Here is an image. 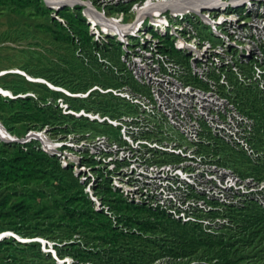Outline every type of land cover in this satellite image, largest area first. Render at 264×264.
I'll use <instances>...</instances> for the list:
<instances>
[{"label": "built area", "instance_id": "obj_1", "mask_svg": "<svg viewBox=\"0 0 264 264\" xmlns=\"http://www.w3.org/2000/svg\"><path fill=\"white\" fill-rule=\"evenodd\" d=\"M103 2L104 9H99L94 0H86L82 12L95 41L120 42L125 68L114 69L121 84H95L74 92L47 79L43 82L71 97L87 98L96 90L112 93L135 110L113 116L75 109L65 97H50L49 102L65 113L111 128L57 134L43 127L12 136L13 140H39L41 148L86 184L97 208L104 205L95 188L104 180L131 203L165 211L184 223H200L211 232L229 223L224 214L228 206L242 207L251 200L264 206V178L241 175L220 163L218 155L203 150L204 144L221 139L252 157L258 155L251 143L254 120L235 102L232 77L264 96V0ZM129 3L128 10L113 15L107 10ZM96 12L120 24L137 25L124 34L113 33L91 17ZM131 12L137 16L127 21ZM101 31L109 38L98 37ZM98 54L102 63L112 64ZM127 73L135 86L124 76Z\"/></svg>", "mask_w": 264, "mask_h": 264}, {"label": "trees", "instance_id": "obj_2", "mask_svg": "<svg viewBox=\"0 0 264 264\" xmlns=\"http://www.w3.org/2000/svg\"><path fill=\"white\" fill-rule=\"evenodd\" d=\"M0 5L19 10L31 8L41 15L53 10L45 0H0ZM130 5H112L110 12L128 10ZM54 10L65 22L50 16V22L45 25L47 29L56 38L78 45V56L100 69L98 73L90 69L94 73L84 75L75 84L65 78H55L51 70L34 76L74 92L87 91L95 84L120 85L114 69V65L120 64L121 69L125 68L120 60V42L115 38L104 43L95 41L82 12L83 6ZM98 53L112 63L107 69L102 68L104 63ZM5 75L14 77L0 86L15 96L0 92V118L16 137L43 127H50L55 133L105 132L111 128L108 123L65 113L58 104L49 102L50 97L55 100L65 97L75 109L85 107L113 116L135 110L125 99L112 93L96 90L87 98L71 97L45 82L26 79L19 72ZM124 76L133 83L129 73ZM232 79L236 85L235 102L254 120L251 143L258 151L257 158L254 160L246 151L221 139L204 144L203 150L218 155L220 163L233 167L241 175L264 178V96L255 86ZM19 123L27 129H19ZM228 147L235 151L234 156L247 160L246 169L230 162V155H224ZM4 187L21 189V193L18 198L15 191L1 194L0 234L13 231L30 240L21 241L10 233L0 238V264H44L41 261L45 260L47 264H60L51 251L43 249L37 237L54 241L56 254L60 258L72 257L74 264H246L251 261L264 264V206L255 200L242 207L228 206L224 214L229 217V223L214 232L207 231L200 223H184L165 211L131 203L113 190L107 180L95 188L104 205L97 208L85 190L86 184L71 168L62 166L56 155L41 148L37 139L27 142L0 139V189Z\"/></svg>", "mask_w": 264, "mask_h": 264}, {"label": "rangeland", "instance_id": "obj_3", "mask_svg": "<svg viewBox=\"0 0 264 264\" xmlns=\"http://www.w3.org/2000/svg\"><path fill=\"white\" fill-rule=\"evenodd\" d=\"M94 4L99 9H104L105 7V2H103V0H94ZM76 5L83 6V8L86 6L85 3H75L74 6L73 4H66V6L71 8H75ZM111 6L112 5L108 6L107 10L113 15L115 12H110ZM55 8H51L53 10L50 14L41 15L34 12L31 8L19 10L14 7L0 5V83L9 81L14 77L7 76L5 75L6 73L16 72L17 70L29 73L36 79L39 78L42 80L41 82H43L45 78L35 77L34 75L47 74L51 70L55 78H65L67 81H72V84L83 79V77H85L84 75L93 74L94 72L98 73L96 71H99L100 68H93L91 63H87L83 58L78 56L80 53L78 45L66 39L56 38L54 33L49 31L45 26L50 22V16L60 17L59 19L65 22V20L56 13L54 10ZM136 16L137 12H131L125 19L127 21H133ZM207 29L208 27L205 28V30ZM208 31L210 32V30ZM96 35L103 39L109 38L104 31H101V33L98 32ZM101 66L107 69L110 65L104 63ZM121 66L123 67V65L120 64L119 67ZM26 77L25 75V78ZM0 87L2 88V86ZM38 89L41 90L40 87ZM14 96L15 95L12 93V97ZM0 122H2L1 118ZM17 127L21 130L27 129L26 126L21 123L17 124ZM0 129L2 130L1 125ZM90 131L91 133H96V130ZM60 133L62 132H59V134ZM0 139L7 140L1 136ZM234 153L235 151L229 149V147L224 149V155L227 154L231 156L230 162L243 170L244 168L246 169L248 166L247 160L240 155L234 156ZM255 158H257V156L253 159L255 160ZM20 190L21 189L16 190L15 187H4L0 189V196L6 192L15 191V193H17L16 198H18L21 193ZM5 232L8 233L7 235H13L11 231ZM20 238L23 237L20 236ZM36 239L42 242L45 251L52 252L53 257H55L60 264H74L72 257L66 256L65 258H60L56 254V250L53 247L54 241L42 237H37ZM22 240L30 239L23 238ZM41 262L47 264L46 260ZM246 264H257V262L251 261Z\"/></svg>", "mask_w": 264, "mask_h": 264}, {"label": "bare ground", "instance_id": "obj_4", "mask_svg": "<svg viewBox=\"0 0 264 264\" xmlns=\"http://www.w3.org/2000/svg\"><path fill=\"white\" fill-rule=\"evenodd\" d=\"M67 4H70V3H67ZM92 18H94L98 23H101L107 30L115 33H126L127 31H129V29H131L132 26H136L137 24L136 23H133V24H128V25H124V24H120L118 22V20H115V19H110L108 16H105V15H101L100 13H95V17L91 16ZM16 72H20L24 75H26L28 77V79L30 80H40L42 81L41 79H36L34 78L31 74L29 73H26V72H23V71H19L17 70ZM44 81V80H43ZM58 89H61V88H58ZM3 130L0 129V135H2L3 133Z\"/></svg>", "mask_w": 264, "mask_h": 264}, {"label": "water", "instance_id": "obj_5", "mask_svg": "<svg viewBox=\"0 0 264 264\" xmlns=\"http://www.w3.org/2000/svg\"><path fill=\"white\" fill-rule=\"evenodd\" d=\"M47 5L50 6L51 8H55L56 10H59L61 8H64L66 6L67 3L70 4H75V3H86V0H45ZM0 92L4 93V94H9L8 92H6L3 88L0 87ZM12 96V95H10ZM0 125L2 127L3 130V134L0 135L2 138L8 139V140H13L12 138V134L7 130V128L3 125L2 122H0ZM8 233L3 232L2 234H0V238H2L3 236L7 235ZM13 235L17 238H19V240L21 241H28V240H22L23 238H20V236L18 234H14Z\"/></svg>", "mask_w": 264, "mask_h": 264}]
</instances>
